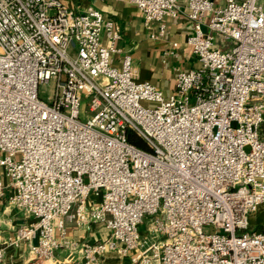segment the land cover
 Returning <instances> with one entry per match:
<instances>
[{
	"label": "built area",
	"instance_id": "1",
	"mask_svg": "<svg viewBox=\"0 0 264 264\" xmlns=\"http://www.w3.org/2000/svg\"><path fill=\"white\" fill-rule=\"evenodd\" d=\"M131 1L147 26L159 22L154 38L182 13L180 0ZM187 7L198 64L165 94L138 77L119 23L94 6L0 0V169L9 204L33 218L8 242H26L24 264L65 246L83 264L130 251L132 264H264V226L250 221L264 207V0ZM71 223L109 235L69 239Z\"/></svg>",
	"mask_w": 264,
	"mask_h": 264
},
{
	"label": "crops",
	"instance_id": "2",
	"mask_svg": "<svg viewBox=\"0 0 264 264\" xmlns=\"http://www.w3.org/2000/svg\"><path fill=\"white\" fill-rule=\"evenodd\" d=\"M61 1L76 12L94 6L114 18L119 23L123 36L119 46L124 52L133 54L138 77L156 84L165 94H169L174 88L179 69L195 67L198 64L196 57L189 53L186 46V39L192 28V23L186 16L187 0H180L182 13L177 18L165 16L167 33L161 38L151 36L152 33H158L159 22H152L147 26L143 14L131 0ZM216 2L222 4L225 0H216ZM173 42H178V46H173ZM113 62L120 66V57L115 55ZM0 179L6 186L4 194L0 195V247H5V256L0 264H24L30 257L26 242H21L18 246H9L8 242L15 237L20 226L31 222L33 218L25 216L23 211L9 204L8 197L12 193V188L2 169H0ZM68 226V237L73 240L104 239L109 235L105 226L99 223L93 224L88 229H80L72 223ZM49 261L53 264H83L85 258L79 250L65 246L57 251L54 258L44 261L43 264ZM90 264H132V262L129 253L110 252Z\"/></svg>",
	"mask_w": 264,
	"mask_h": 264
},
{
	"label": "rangeland",
	"instance_id": "3",
	"mask_svg": "<svg viewBox=\"0 0 264 264\" xmlns=\"http://www.w3.org/2000/svg\"><path fill=\"white\" fill-rule=\"evenodd\" d=\"M55 89H56V83L54 81L51 80L49 82H43L40 84V88H39L40 96L43 99L49 101ZM250 221L253 229H255L256 226L258 227L264 226V207L261 208L258 212H256V214L251 216ZM205 230L213 231L214 228L213 227L205 228ZM131 253L132 251L129 252V255H131ZM46 264H53V263L52 261H49L48 263L46 262Z\"/></svg>",
	"mask_w": 264,
	"mask_h": 264
},
{
	"label": "trees",
	"instance_id": "4",
	"mask_svg": "<svg viewBox=\"0 0 264 264\" xmlns=\"http://www.w3.org/2000/svg\"><path fill=\"white\" fill-rule=\"evenodd\" d=\"M128 139L129 141L140 147L147 148L145 141L133 131H129Z\"/></svg>",
	"mask_w": 264,
	"mask_h": 264
}]
</instances>
